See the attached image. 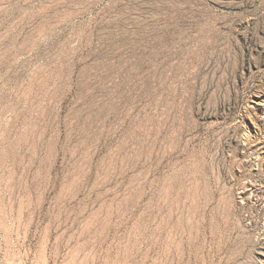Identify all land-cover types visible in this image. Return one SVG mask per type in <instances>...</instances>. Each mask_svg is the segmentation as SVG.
Instances as JSON below:
<instances>
[{
    "label": "rangeland",
    "instance_id": "1",
    "mask_svg": "<svg viewBox=\"0 0 264 264\" xmlns=\"http://www.w3.org/2000/svg\"><path fill=\"white\" fill-rule=\"evenodd\" d=\"M0 264H264V0H0Z\"/></svg>",
    "mask_w": 264,
    "mask_h": 264
}]
</instances>
